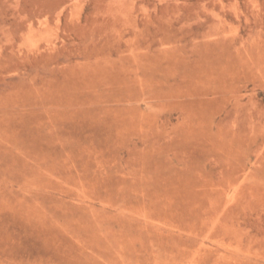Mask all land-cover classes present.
I'll return each instance as SVG.
<instances>
[{
  "label": "rangeland",
  "instance_id": "1",
  "mask_svg": "<svg viewBox=\"0 0 264 264\" xmlns=\"http://www.w3.org/2000/svg\"><path fill=\"white\" fill-rule=\"evenodd\" d=\"M0 264H264V0H0Z\"/></svg>",
  "mask_w": 264,
  "mask_h": 264
}]
</instances>
